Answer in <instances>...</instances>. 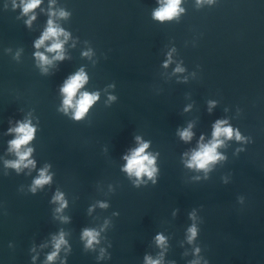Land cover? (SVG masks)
Segmentation results:
<instances>
[{
	"label": "water",
	"instance_id": "1",
	"mask_svg": "<svg viewBox=\"0 0 264 264\" xmlns=\"http://www.w3.org/2000/svg\"><path fill=\"white\" fill-rule=\"evenodd\" d=\"M165 3L41 0L24 14L21 0H0V264H48L61 232L51 264H264V0H181L177 16L154 19ZM49 20L67 36L62 60L52 39L35 47ZM81 70L73 104L98 99L75 120L61 88ZM218 120L243 139L220 137L223 159L188 167ZM18 121L35 128L22 149L35 166L19 171L8 166ZM143 142L152 179L123 170ZM46 167L50 183L31 191ZM85 229L99 234L92 247Z\"/></svg>",
	"mask_w": 264,
	"mask_h": 264
},
{
	"label": "clouds",
	"instance_id": "2",
	"mask_svg": "<svg viewBox=\"0 0 264 264\" xmlns=\"http://www.w3.org/2000/svg\"><path fill=\"white\" fill-rule=\"evenodd\" d=\"M41 0H28L27 3H24V0H21L23 4V13L28 14L33 9L39 6ZM199 2V0H198ZM212 2V0H209ZM181 0H166V3L160 7L158 10L154 11L153 18L164 21L171 20L173 17L177 16L182 9L179 5ZM15 6V5H14ZM67 13L61 11L60 16L64 17ZM34 19V17H32ZM30 23V21H29ZM61 35L66 34L63 32V29L55 26L52 20L48 21V28L43 33L41 38L36 41L35 47L40 48L45 41L52 39L53 43L50 47L47 48L48 52H55L57 55L54 59L62 60L63 54V41L59 40ZM87 55V53H85ZM36 57L39 59L42 65L51 64L52 61L49 60L43 53L36 52ZM46 71V69H45ZM177 72H182L183 69L180 67L176 68ZM87 81V76L83 70L77 72L75 75L71 76L61 88L62 93L65 94V99L63 101L64 108L63 111L67 112L70 108H75L73 119L80 120L84 117L88 109L93 105V103L98 99V94H90L84 92L80 95V98L76 101L75 105L73 104L74 97L76 96L78 90L83 87ZM114 99V97H110ZM227 122L223 120H218L214 125L213 139L208 144H200L199 149L194 151L191 155L189 161H187V166L190 168H196L200 170L207 171L209 165L215 163L216 161L223 159V157L217 152V148L223 144V141L220 137H225L227 139H232L235 136L236 140L240 141L243 139L239 131H234L230 126H224ZM17 127L14 129H9L10 132L16 133V138L9 142L10 150H14L17 154L18 159L16 161L8 162V166H11L18 171L21 167H34V161L28 159L31 154L32 149H27L22 151L25 145H27L34 136L35 128L29 122H17ZM180 136L185 141L190 140L192 137V132L190 129H185L180 132ZM140 142V138H136ZM149 147L147 142L140 143V146L134 149L130 156H126L125 160L127 161L124 171H126L130 176L135 175L138 179L142 176H147L152 179L156 173V168L154 167L155 158L150 154H146V149ZM51 176L47 173V167L42 169L39 173L38 178L33 182L31 191L35 192L38 187H42L45 184L50 183ZM155 182V181H154ZM54 201L59 202L60 207L56 209L57 212H60L64 207H66V202L64 201L63 194L57 192L54 196ZM101 207H106V205H101ZM191 218L194 217V213L190 214ZM188 241L191 243L196 235L197 228L195 225H192L188 229ZM98 233L92 229H85L82 234V239L87 241L86 247H92L94 243H98ZM53 251L47 256L48 264H51L54 261L62 246L67 244V241L64 239V233L61 232L57 237L53 238ZM156 241L159 245L165 243V238L162 235L156 236ZM196 253H199V249L195 250ZM146 264H160L159 260H153L151 257H145ZM193 264H198V261H194ZM205 264L207 262L205 261Z\"/></svg>",
	"mask_w": 264,
	"mask_h": 264
}]
</instances>
